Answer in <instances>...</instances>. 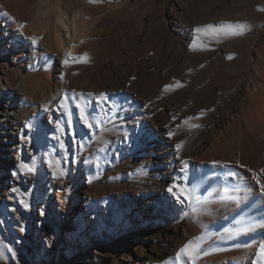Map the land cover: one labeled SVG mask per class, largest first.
<instances>
[{
	"label": "bare ground",
	"instance_id": "6f19581e",
	"mask_svg": "<svg viewBox=\"0 0 264 264\" xmlns=\"http://www.w3.org/2000/svg\"><path fill=\"white\" fill-rule=\"evenodd\" d=\"M260 9L264 0H0V264H256L264 246ZM242 22L250 28L238 36L195 31ZM90 63L88 78H77ZM102 92V104L86 95ZM77 103L110 128L99 145ZM197 116L189 124L200 127L184 123ZM59 124L85 137L79 144L72 134L74 153L57 144L65 169L57 151L41 152V163L29 139L57 143L49 136ZM98 148L116 186L94 201L82 165ZM68 180L78 182L73 195ZM174 184L189 192H170ZM197 236L194 258L179 254Z\"/></svg>",
	"mask_w": 264,
	"mask_h": 264
},
{
	"label": "rangeland",
	"instance_id": "374dc122",
	"mask_svg": "<svg viewBox=\"0 0 264 264\" xmlns=\"http://www.w3.org/2000/svg\"><path fill=\"white\" fill-rule=\"evenodd\" d=\"M92 66L93 65L91 63L85 65L84 68L80 69L78 71V73L76 74L77 78H79V77L88 78V76H89L88 74L90 73ZM90 120L92 121V123L94 125L93 131H94L95 135H94L93 143L96 146V144L99 145L101 142H103L107 138V136L111 133V130L106 125V123L102 120H98V119H94V118H90ZM74 133L78 139V143L84 144V140H85L84 136H82L80 133H76L75 130L74 131L71 129L65 130V128L61 124H59L58 129L56 131L51 132V134L49 136L50 139H53L57 143H51L47 139H45L44 142H42L40 139H36L35 136H33V135H31L29 139H30V141L32 143V147L36 153L37 152L41 153V152L50 151V150H51V152L57 151V153H58L57 155L59 156V162H60L59 165H60V167L65 169L66 168V164H65L66 163V157L64 155L65 152L61 153L59 146H61L63 149H66V150L70 149V151L72 153H74L73 143H72V134H74ZM54 144H55V146H54ZM57 144H59V146ZM97 150L98 151H90L91 153L88 152L87 157H85V159H83L84 164L82 165L83 168L89 170L88 171L89 176H90L89 183L91 184L90 187H92V193H93V200L94 201H95L94 198H97L98 194L100 192H102L103 190L109 191L111 187L116 186V181H115L116 179H114V178L107 179L105 177L106 176V164L109 160V157H108L106 151L102 148H98ZM42 155H43V153L40 154V158L42 159L41 163H44V155L43 156ZM30 156H31V154H30ZM54 167L57 168L56 165H54ZM67 184H68V192L70 193V195H73L78 188V182H71L68 180ZM83 188H84V185L80 184V190L77 191L78 195H79L78 198H79L80 202L82 200L81 195L83 194ZM95 195H96V197H94ZM74 197L75 196H73V198ZM67 204L68 203L65 200L64 202H62V204L60 203L59 206L66 208ZM61 213H63V211ZM64 214H65V219L70 217L67 212L66 213L64 212ZM2 228L4 229L3 226H2ZM57 237H58V239L66 242V243L70 242V234H68L67 232H65L64 234H61L59 232ZM101 238H104L103 233L101 234ZM107 238H110V240L108 242V249L110 251L116 250L119 246L118 245L119 241L113 240L109 236H107ZM17 248L19 250L21 249L19 245L17 246ZM46 249L51 250V247L49 244L46 246ZM85 250H87V248ZM85 252L90 254L91 249L89 248L88 251H85ZM166 264H168V263H166Z\"/></svg>",
	"mask_w": 264,
	"mask_h": 264
},
{
	"label": "snow or ice",
	"instance_id": "6c2138e0",
	"mask_svg": "<svg viewBox=\"0 0 264 264\" xmlns=\"http://www.w3.org/2000/svg\"><path fill=\"white\" fill-rule=\"evenodd\" d=\"M261 11H264V9H260ZM21 28L24 27V25H20ZM250 28V25H248L246 22H242V23H237L235 25L232 24H222L220 27H216L214 25L208 24V25H204L203 27H197L195 29V31L199 34L201 32H211L214 35H223V36H238V35H242L244 34V32L246 30H248ZM192 49L195 50L197 47V44H193L191 45ZM69 55H71V53H69ZM87 53L83 54L84 57V61L86 62L87 60ZM74 59H78V58H74ZM229 59H231V56L229 57ZM68 63V60H65V64ZM177 86H179V84L177 83ZM173 86L172 85H166L165 86V91L171 89ZM74 95H78L80 97L85 96L84 93H79V94H74ZM89 97H95L96 101L100 104H102L104 101L107 100V96L105 95V93H99V95H96L95 93H87L86 94ZM60 106L66 111L69 112V104L67 101V94H65V97L63 99H61L60 101ZM76 108L79 111V118L80 120L84 123V125L86 127H88L89 129L93 128V123L92 121L89 119V113L87 111V104L86 103H77L76 104ZM204 115V111L202 110L201 113L199 114V116ZM199 116L197 117H187L184 121L185 124H187L190 128H195V127H200V125L198 124H189V121L193 120V119H199ZM169 136L174 135L173 132H169L168 133ZM22 139H27L26 137H21ZM184 142L180 141L179 143H177L176 145V149H177V154H179V151L181 149V146ZM63 146V145H62ZM183 163H185L186 165V161H184ZM52 165V162L50 161V166ZM21 169L30 172L33 169L27 165L21 164L19 166ZM54 171H58L60 176L64 175V172L62 170H60L59 168H55ZM261 172L264 173V169H261ZM232 175H234V173H232ZM257 183L260 184V190L261 192H264V183H260L259 178H257ZM174 188L179 189V194L180 195H186L189 190L187 189L186 186H180V185H173L171 187H169V191L172 192ZM13 191H15V189H13ZM28 205L25 204V207H27ZM203 239L202 236H197L193 238V241H189L187 244L184 245L183 248L180 249V253L179 254H183L187 257H189L190 259H193L196 253V249L198 247V244L194 243V242H199ZM178 254V255H179ZM256 264H264V246H261L258 254H257V260H256Z\"/></svg>",
	"mask_w": 264,
	"mask_h": 264
}]
</instances>
